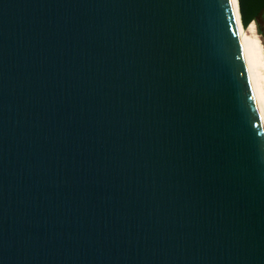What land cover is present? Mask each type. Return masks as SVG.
<instances>
[{"label": "water", "instance_id": "95a60500", "mask_svg": "<svg viewBox=\"0 0 264 264\" xmlns=\"http://www.w3.org/2000/svg\"><path fill=\"white\" fill-rule=\"evenodd\" d=\"M0 264H264L232 0H0Z\"/></svg>", "mask_w": 264, "mask_h": 264}, {"label": "bare ground", "instance_id": "6f19581e", "mask_svg": "<svg viewBox=\"0 0 264 264\" xmlns=\"http://www.w3.org/2000/svg\"><path fill=\"white\" fill-rule=\"evenodd\" d=\"M232 2L245 64L247 67L253 94L255 96V101L257 103L259 114L264 127V92L261 88V82L259 80V67L261 65L264 66L262 46L260 41L256 37H253L251 34H249L255 31L254 24L250 23L246 26L247 28L243 27L239 13L238 0H232Z\"/></svg>", "mask_w": 264, "mask_h": 264}, {"label": "rangeland", "instance_id": "374dc122", "mask_svg": "<svg viewBox=\"0 0 264 264\" xmlns=\"http://www.w3.org/2000/svg\"><path fill=\"white\" fill-rule=\"evenodd\" d=\"M251 23L254 24L255 31L249 34H251L253 37H256L260 41L261 46H262L263 61H264V16H260L259 18L255 19V21ZM259 73H260L259 80L261 82V88L264 92V66L263 65L259 67Z\"/></svg>", "mask_w": 264, "mask_h": 264}, {"label": "trees", "instance_id": "16d2710c", "mask_svg": "<svg viewBox=\"0 0 264 264\" xmlns=\"http://www.w3.org/2000/svg\"><path fill=\"white\" fill-rule=\"evenodd\" d=\"M260 16H264V9L261 11V13L259 14V16L256 17V19L259 18Z\"/></svg>", "mask_w": 264, "mask_h": 264}]
</instances>
